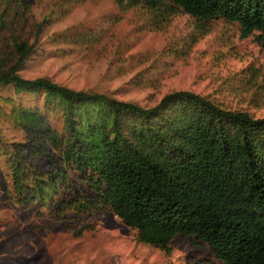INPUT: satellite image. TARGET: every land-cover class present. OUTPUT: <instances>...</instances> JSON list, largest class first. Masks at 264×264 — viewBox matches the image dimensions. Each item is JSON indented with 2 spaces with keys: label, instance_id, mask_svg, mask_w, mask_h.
I'll list each match as a JSON object with an SVG mask.
<instances>
[{
  "label": "trees",
  "instance_id": "trees-1",
  "mask_svg": "<svg viewBox=\"0 0 264 264\" xmlns=\"http://www.w3.org/2000/svg\"><path fill=\"white\" fill-rule=\"evenodd\" d=\"M86 1L98 0H64L61 7L68 12ZM114 1L123 13L149 17L156 30L184 13L237 24L264 47V0ZM47 22L33 20L26 0H0V90L14 94L0 101L16 130L49 143L58 157L42 144H20L24 155L46 159L38 170L0 149L9 197L55 219L113 213L141 243L167 254L182 237L207 246L222 264H264V118L190 91L143 108L48 78L24 79ZM97 39L86 29L57 41Z\"/></svg>",
  "mask_w": 264,
  "mask_h": 264
},
{
  "label": "rangeland",
  "instance_id": "rangeland-1",
  "mask_svg": "<svg viewBox=\"0 0 264 264\" xmlns=\"http://www.w3.org/2000/svg\"><path fill=\"white\" fill-rule=\"evenodd\" d=\"M26 1L35 22H48L20 73L24 79L48 78L143 108L167 94L190 91L224 109L264 118V47L257 34L244 37L237 24L204 23L180 13L156 30L149 17L123 13L114 0L86 1L68 12L61 7L64 0ZM86 29L98 39L88 45L57 41ZM0 95L14 96L9 88ZM9 110L0 101V149L43 170L46 159L24 155L19 145L42 144L54 158L56 149L16 130ZM57 124L54 117L52 125ZM3 180L0 176V264H222L194 240L176 238L169 254L143 244L113 213L55 219L43 208L11 199Z\"/></svg>",
  "mask_w": 264,
  "mask_h": 264
}]
</instances>
